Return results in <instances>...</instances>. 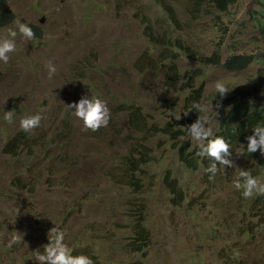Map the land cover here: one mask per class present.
I'll return each instance as SVG.
<instances>
[{
    "label": "rangeland",
    "instance_id": "374dc122",
    "mask_svg": "<svg viewBox=\"0 0 264 264\" xmlns=\"http://www.w3.org/2000/svg\"><path fill=\"white\" fill-rule=\"evenodd\" d=\"M4 1L15 21L41 37L26 40L15 21L0 28V40L18 33L9 62L0 61V264H37L35 252H44L53 228L65 233L72 255L95 264H264V195L245 199L233 186L239 169L264 182V159L238 148L236 166L214 179L209 159L197 171L184 166L180 148L194 153L199 144L185 127L191 90L170 68L183 74L199 64L151 43L142 24L150 19L160 35L196 53L217 51L223 61L255 55L246 69L208 66L195 81L193 88L205 87L202 104H223L218 115L215 107L203 113L214 136L227 99L264 102V0H237L226 12L203 15L190 0H167L181 28L163 24L156 0ZM218 80L230 91L222 100ZM84 96L107 102L108 127L83 130L66 105ZM36 114L44 117L40 126L24 132L19 120ZM167 175L184 191L181 206ZM13 236L19 242L8 247Z\"/></svg>",
    "mask_w": 264,
    "mask_h": 264
},
{
    "label": "clouds",
    "instance_id": "9594fccd",
    "mask_svg": "<svg viewBox=\"0 0 264 264\" xmlns=\"http://www.w3.org/2000/svg\"><path fill=\"white\" fill-rule=\"evenodd\" d=\"M15 25L18 28V33L26 40L35 38L33 29L27 24L17 19ZM18 33L15 30H9L10 38L5 37L3 40H0V61H3L5 64L10 60L9 54L16 51L17 45L15 40ZM48 70L49 77L51 78L56 72V68L52 64H49ZM215 91L219 94L221 100L226 98L230 93L228 86L223 80L215 82ZM66 106L72 110L74 117L83 122V130L85 131L98 132L101 128H106L109 125L111 111L107 102L98 97L89 98V96H84L78 102H73ZM193 107L198 113H207L210 108L214 109L215 107L214 111L218 115L219 111L223 108V104L218 102L214 106L197 102L193 104ZM14 112L15 110L13 109L12 111H7L5 114V120L9 124L14 122ZM43 118L40 114L26 115L19 120L20 128L24 132H31L40 126ZM177 119L180 118L177 117ZM185 127L188 130V136L199 144L200 150L196 155L199 157H207L210 161L206 169L211 174L209 179H214L221 168L226 169L236 166L233 159H231L233 152L230 143L222 136L213 138V128L210 125V120L207 115H198V119L194 123ZM233 127L235 128V125ZM252 131L253 134L246 137L247 152L254 154L259 151L260 155L264 157V126L257 125ZM205 141H207L206 144ZM233 186L235 189L241 191L245 199H251L255 194L264 195V182L254 177L250 170L239 169V179L234 181ZM49 241L44 246L43 253L39 250L35 252L37 264H95L89 256L72 255L71 249L65 243V233L57 228H53L50 231ZM18 242L17 236H13L8 242V247H12Z\"/></svg>",
    "mask_w": 264,
    "mask_h": 264
},
{
    "label": "trees",
    "instance_id": "16d2710c",
    "mask_svg": "<svg viewBox=\"0 0 264 264\" xmlns=\"http://www.w3.org/2000/svg\"><path fill=\"white\" fill-rule=\"evenodd\" d=\"M193 6V13L195 15L211 14L210 9H214L218 12H226L229 7L236 3L237 0H190ZM157 5L164 12L165 18L162 19L164 25H171L174 28H181L178 17L175 13L174 7H172L167 0H156ZM206 5V7H205ZM0 8L3 11L0 12V28L13 24L15 21L14 14L8 9L7 4L4 0H0ZM152 20L144 18L142 24L145 26L146 36L150 39L151 43L158 47L167 48V53L170 52V48L178 53V57L182 54L188 59L192 58L195 60L199 67L193 68L185 73L181 74L177 71L176 65L170 68L174 77L178 80H182L183 87L187 90H191L189 95L186 97V107L190 111V116L186 119L185 124L190 125L198 119V113L193 107L194 103H202L204 96V85H198L193 88L196 80L203 77L206 68L208 66H219L222 65L231 71H238L246 69L250 63L254 60V54H234L223 61L222 55L214 51L210 55L194 52L185 42L178 39L173 40L172 36L165 33L160 35L156 26L152 25ZM31 27V26H30ZM33 29V27H31ZM37 31V29H36ZM35 35L41 37V35L35 32ZM161 58H165V55H161ZM177 56V55H176ZM175 55L171 59L176 57ZM226 103L230 106L225 119L221 122L219 131L213 136H222L231 145L232 152L238 148L241 149L243 156L250 159H257L262 157L260 152L257 151L254 154H249L246 149L247 136L253 134L252 129L261 125L264 126V102L253 103L250 100L230 98L226 100ZM235 125V128L233 127ZM168 130V129H165ZM173 136L182 135V129L176 130L172 133ZM244 147L245 149H243ZM199 147L194 150V153L186 152L184 148H180L179 159L184 166L193 171H197L200 166L207 165V157H199L196 153L199 151ZM264 159V157H262ZM165 183L170 192L173 194V200L178 205H183L184 202V191L181 188L176 178L167 175ZM135 184V183H134ZM147 233L146 227H142L139 232V236L143 237Z\"/></svg>",
    "mask_w": 264,
    "mask_h": 264
}]
</instances>
